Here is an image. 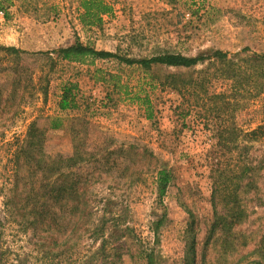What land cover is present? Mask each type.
<instances>
[{"label":"rangeland","instance_id":"obj_1","mask_svg":"<svg viewBox=\"0 0 264 264\" xmlns=\"http://www.w3.org/2000/svg\"><path fill=\"white\" fill-rule=\"evenodd\" d=\"M106 1L113 11L86 26L81 0H0V264H78L64 245L78 218L72 200L58 223L32 221L47 190L46 171L21 154L33 122L45 130L39 155L48 162L79 150V167L65 172L89 173L85 191L99 215L119 213L134 227L121 241L130 249L124 264H145L131 256L141 242L158 264H186L191 238L195 264H264V69L242 60L264 55V0ZM76 40L131 58L223 50L244 70L236 81L221 62L146 70L116 58H59ZM70 82L77 106L62 110ZM258 127L261 136L247 135ZM160 170L172 174L162 198ZM225 181L240 186L239 219Z\"/></svg>","mask_w":264,"mask_h":264},{"label":"trees","instance_id":"obj_2","mask_svg":"<svg viewBox=\"0 0 264 264\" xmlns=\"http://www.w3.org/2000/svg\"><path fill=\"white\" fill-rule=\"evenodd\" d=\"M82 12L80 14L81 22L86 26L100 25L103 22V16L110 14L113 11V6L106 0H81ZM7 52L14 54H20L24 51L14 46L4 48ZM58 57L62 60L70 62H91L93 63L96 59L116 58L121 62H125L129 65L139 64L146 70L151 69L154 65L165 66V67H178V68H193L199 63H224L227 67L226 74L231 78L234 77L238 81V76H242L243 66L239 67V60H233L229 58V53L223 50H216L209 55H197L188 56L181 52L164 51L158 54H154L150 57L143 58H131L122 56L120 54L108 51L99 50L95 46L84 43L80 40H76L74 43L60 47L57 50ZM246 62H251L254 69L259 70L260 67L264 69V55H257L246 57L242 59ZM242 71V72H240ZM264 72V71H263ZM260 75H264L259 71ZM175 75V74H171ZM250 75H243L245 82L249 79ZM240 79V85H244ZM198 83H203L202 80ZM73 87H76L74 82H70V85L64 87L61 99L59 101L60 108L66 110L77 106L76 96L73 93ZM144 103H149V96L147 95L144 99ZM149 105V104H148ZM148 117H152V111L148 108ZM36 122L31 123L28 135L31 136L30 145L26 150L21 152L22 157L27 161L33 159L36 171L45 170V180L47 182L44 187L47 190L39 195V209L34 214L33 222H45L49 219V223H58L62 207L68 200H72V212L77 213L76 224L71 228L67 239H65V249L68 254L74 255L78 252L77 258L78 264H124V257L126 254H130V249L124 247L125 243H121L122 239L127 233L134 232V227L125 224V221L121 219V214L116 213L115 216L112 212L104 210V214L99 215L98 204L99 201L93 198L92 195L86 194L88 186L91 185V178L89 173L82 178L80 172L74 171L72 178L68 173L65 172L64 167H79L80 161L83 160L79 150L75 155L66 158L63 154L59 153L55 156H49L48 162L45 158L39 155V144L46 138L45 130L40 126H36ZM261 127L247 133L248 136L260 135ZM234 130L229 131L230 136H234ZM263 134V133H262ZM34 139V140H33ZM247 170V166L245 167ZM172 180L171 172L167 170H160L158 176V184L160 191V198L166 194L167 187ZM83 183V185H82ZM226 183V184H225ZM225 190H228L226 199L228 201L230 211L234 212L237 219L243 215V209L240 207V195L238 193L239 185L232 187L226 181L223 183ZM86 190V191H85ZM89 192V191H88ZM38 198V199H39ZM215 198V192H214ZM109 214V215H108ZM76 215V214H75ZM108 215V216H107ZM224 218V216H220ZM124 221V222H123ZM231 222L226 221V225ZM123 223L125 224L123 226ZM232 223V222H231ZM221 224L219 220L216 221L215 225ZM162 225V220L156 223V229ZM191 231L190 229L188 232ZM194 238L187 242V255L185 258L186 264H195V244ZM132 257L142 258L145 264H158L155 255V249L151 248L143 242H141L137 254H131ZM73 261L71 264H75ZM135 264H143L137 262Z\"/></svg>","mask_w":264,"mask_h":264}]
</instances>
